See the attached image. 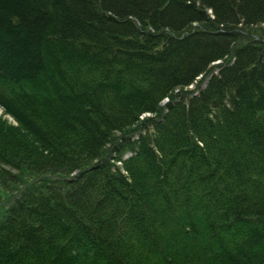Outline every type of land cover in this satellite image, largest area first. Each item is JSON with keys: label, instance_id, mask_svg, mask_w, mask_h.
<instances>
[{"label": "trees", "instance_id": "1", "mask_svg": "<svg viewBox=\"0 0 264 264\" xmlns=\"http://www.w3.org/2000/svg\"><path fill=\"white\" fill-rule=\"evenodd\" d=\"M0 264H264V0H0Z\"/></svg>", "mask_w": 264, "mask_h": 264}, {"label": "bare ground", "instance_id": "2", "mask_svg": "<svg viewBox=\"0 0 264 264\" xmlns=\"http://www.w3.org/2000/svg\"><path fill=\"white\" fill-rule=\"evenodd\" d=\"M230 61L229 62H231V61H233V57L232 58H230L229 59ZM223 62H225V61H218V62H216V63H214L213 64V66H216V68H215V70H213L209 75H207V76H205V74H201L199 77H197L196 78V80L194 81V83H192L189 87H188V89L189 90H191V91H193V94L191 95L192 97H194V96H198L199 95V92H200V90H203V89H205L206 87H207V85H208V83H209V80L211 79V77L213 76V75H216V76H218V66L219 65H222L223 64ZM225 63H227V62H225ZM200 86L201 85V89H199L197 86ZM124 155H123V157H122V159H121V161H124V160H127V159H129L131 156H132V154H133V152L132 151H130V150H127V151H125L124 153H123ZM115 160H113V162H114ZM117 162L116 161V166L117 167H121L122 166V162ZM114 205V204H113Z\"/></svg>", "mask_w": 264, "mask_h": 264}, {"label": "rangeland", "instance_id": "3", "mask_svg": "<svg viewBox=\"0 0 264 264\" xmlns=\"http://www.w3.org/2000/svg\"><path fill=\"white\" fill-rule=\"evenodd\" d=\"M200 89L202 88L201 85L199 86ZM165 102V101H164ZM148 117H151L150 115H143L142 118H148Z\"/></svg>", "mask_w": 264, "mask_h": 264}]
</instances>
